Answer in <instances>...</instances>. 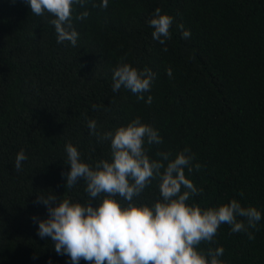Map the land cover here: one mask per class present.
I'll return each mask as SVG.
<instances>
[{
	"label": "trees",
	"instance_id": "1",
	"mask_svg": "<svg viewBox=\"0 0 264 264\" xmlns=\"http://www.w3.org/2000/svg\"><path fill=\"white\" fill-rule=\"evenodd\" d=\"M100 3L73 6L79 34L73 47L57 43L48 23L54 17L35 16L24 0H0V264H71L50 237L37 235L32 218L48 217L37 196L87 203L82 179L64 187L62 173L70 171L65 145L71 142L92 165L111 159L110 141L92 136L87 121L96 120L103 133L136 117L161 137L160 144L145 143L150 159H159L157 152L174 159L188 147L193 165L202 166L185 169L203 189L189 205L217 207L236 199L261 212L248 229L253 239L224 224L199 250L223 247V264H264V0H109L106 9L92 6ZM157 8L174 18L164 45L153 39L148 23ZM83 11L89 16L77 20ZM179 24L190 30L189 38ZM121 57L156 74L144 100L124 87L113 92ZM20 150L27 160L17 172ZM158 185L154 179L133 202L162 201ZM91 203L96 207L99 200Z\"/></svg>",
	"mask_w": 264,
	"mask_h": 264
},
{
	"label": "clouds",
	"instance_id": "2",
	"mask_svg": "<svg viewBox=\"0 0 264 264\" xmlns=\"http://www.w3.org/2000/svg\"><path fill=\"white\" fill-rule=\"evenodd\" d=\"M24 2L35 16L54 17L48 23L54 26L57 43L68 41L73 47L77 45L79 34L72 22L73 6L84 7L88 0ZM108 3L109 0H102L92 6L106 9ZM88 16L89 12L83 11L76 19ZM148 23L154 29L153 39L161 45L171 39L172 16L161 14L157 8ZM177 27L183 38L190 37V30L184 29L183 24ZM124 60L121 57L113 69L112 90L117 92L124 87L138 100H144L143 94L151 90L156 74ZM166 71L171 77V69ZM151 102L152 97L148 96L146 103ZM87 127L98 141H110L111 159H101L94 165L83 162L77 147L69 142L65 151L70 171L62 176L66 179L65 188L74 187L82 179L89 201L82 204L55 194L38 195L35 203L47 206L48 217L32 218L38 221L37 235L42 239L50 237L55 252L68 256L71 264H79L82 259L89 264H223L219 259L223 247L199 250L202 242L213 241L221 225H229L232 233L247 232L249 239L254 238L248 229L255 228L261 219V212L255 207H243L236 199L209 208L187 203L192 196L203 193L202 188L186 178L185 169L191 173L193 168L199 171L202 167L199 163L193 165L195 155L190 148L186 147L174 159L169 158L168 152H157L159 159H150L145 143L160 144L162 140L158 131L142 123L139 117L114 131L100 133L94 119L87 121ZM25 160L27 156L20 150L15 158L17 172L22 170ZM154 179L159 180L162 201L151 206L134 203V198ZM117 197L126 203H120ZM92 200H99L98 206L93 207Z\"/></svg>",
	"mask_w": 264,
	"mask_h": 264
}]
</instances>
